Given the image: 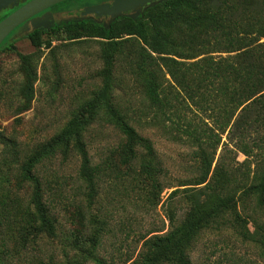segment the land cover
<instances>
[{
	"label": "rangeland",
	"instance_id": "rangeland-1",
	"mask_svg": "<svg viewBox=\"0 0 264 264\" xmlns=\"http://www.w3.org/2000/svg\"><path fill=\"white\" fill-rule=\"evenodd\" d=\"M86 4L60 7L63 15L56 21L78 19ZM51 29H42L39 50L24 36L0 45V264H150L155 258L172 264L160 257L158 240L206 214L215 217L197 235L188 253L191 264H264V212L243 197L228 210L221 208L231 184L220 197L218 190L194 185L202 149L212 160L209 185L222 182L225 172L234 173L237 193L250 182L254 165L235 149L227 131L216 129L210 115L191 106L187 116L204 122L220 142L213 146L216 138L203 135L196 142L175 138L167 122L139 116L145 95L130 62L137 43L115 52L108 64L104 40H68ZM199 51L185 62L228 56ZM18 53L29 56L34 72L27 108ZM122 113L151 142L157 185L141 172V163L149 160L144 150L126 164L119 158ZM75 120L77 133L70 129ZM81 143L97 169L93 191L78 175ZM35 182L55 227L51 237L33 220Z\"/></svg>",
	"mask_w": 264,
	"mask_h": 264
},
{
	"label": "trees",
	"instance_id": "trees-1",
	"mask_svg": "<svg viewBox=\"0 0 264 264\" xmlns=\"http://www.w3.org/2000/svg\"><path fill=\"white\" fill-rule=\"evenodd\" d=\"M83 1L93 0H68L56 7ZM51 30L53 34L62 31L68 40L82 37L104 40L110 50L106 58L108 64L113 63L115 52L119 53L124 47L137 43L130 62L145 95L139 116L158 124L167 122L170 129L180 135L175 138L183 137L196 142L201 135L209 140L215 137V146L220 138L201 120L188 117L187 112H193L192 106L210 115L215 128L226 130L235 149L250 159L254 173L250 182L238 192L237 198L238 190L233 186L234 173L225 172L221 175L222 182L216 179L213 186L209 185L212 160L202 149L199 153L201 173L194 185L205 184L207 189L218 190L220 197L231 184L232 189L227 190L228 196L221 208L227 207L228 210L243 197L252 199L257 210L264 212V55L261 54L264 43H260V39L264 38V0L155 1L136 18L118 16L108 27L88 19H72ZM42 32L35 30L27 36L31 45L38 50L43 46ZM210 45L214 48L208 49ZM195 49H200L199 53L202 54L218 52L228 56L218 59L206 56L196 62H185L200 55ZM17 55L26 78L23 96L27 108L31 100L34 72L29 56ZM247 56L255 59L246 60ZM120 116L117 129L123 135L124 143L119 158L126 164L136 158L138 150H144L149 160L141 163V172L157 185L155 167L151 163L154 156L151 142L126 122L129 118L125 113ZM78 125L79 122L75 120L70 129L77 133ZM78 154L81 158L79 178L93 191L97 169L91 167L82 143ZM176 192L174 190L173 194ZM30 205L39 231L53 236L55 227L42 202V192L37 182ZM213 216L206 214L191 218L182 231L177 229L159 239L160 257L174 264H191L188 253L199 232L211 222ZM161 262L160 258H155L150 264Z\"/></svg>",
	"mask_w": 264,
	"mask_h": 264
},
{
	"label": "water",
	"instance_id": "water-1",
	"mask_svg": "<svg viewBox=\"0 0 264 264\" xmlns=\"http://www.w3.org/2000/svg\"><path fill=\"white\" fill-rule=\"evenodd\" d=\"M19 1L20 0H0V11L7 9L9 5L12 7L16 6ZM65 1L68 0H30L26 2L0 21V45L16 27L47 9ZM155 1L164 0H115L111 4L84 8L78 20H83L88 17L95 23L102 24V19L107 16L112 18L123 16L134 19L139 15L140 8L152 4ZM43 22L44 21L38 18L31 19V30L34 31L40 27H47L48 25L43 24ZM105 26L108 27L109 24L107 23Z\"/></svg>",
	"mask_w": 264,
	"mask_h": 264
},
{
	"label": "flooded vegetation",
	"instance_id": "flooded-vegetation-1",
	"mask_svg": "<svg viewBox=\"0 0 264 264\" xmlns=\"http://www.w3.org/2000/svg\"><path fill=\"white\" fill-rule=\"evenodd\" d=\"M28 1H30V0H26V1H22V0H20L16 6L12 7L11 5H9V6L7 7V9L0 11V21L3 20L5 17H7L8 15H10L13 11H15L16 9H18L19 7H21L22 5H24V4H25L26 2H28ZM113 1H115V0H109V1H107V2H105V1H103V0L87 1L86 6H81V7H80V9H81L80 11H81V13H82V11L84 10V8H88V7H89V8H90V7L92 8V7H96V6H100V5H107V4H111ZM146 6H147V5H145V6H143L142 8L139 9V15L142 14V12H143V10L145 9ZM61 15H63L62 10L60 9V7H56V5H55V6L51 7V8H49V9H47L46 11H44V12H42V13H40V14L34 16L33 18H38V19L44 21L43 24H47V25H49V26H52V28L55 27V26H57V25H60V24L63 23V22H67V21L73 19L71 16H69V17H71L70 19H66V18L64 19V18H61L59 21H58V20L56 21L55 18L60 17ZM33 18H31V19H33ZM115 18H117V17H114V18L109 17V16L104 17V18L102 19V24H103V25H106L107 23L109 24V23H110L111 21H113ZM31 19L28 20V21H26L25 23L21 24L20 26L16 27V28H15V29H14V30H13V31H12V32H11V33H10L5 39H4V41L2 42V44H3V43H6V42H8V41H11V40H13V39H15V38H17V37H22V36H24V37L27 38V36H28L31 32H33V31L31 30V26H30V21H31ZM85 19L92 20V19H90V18H88V17H86ZM85 19H83V20H85ZM92 21H93V20H92ZM43 28H44V27H40L39 29H36V30H42ZM34 31H35V30H34ZM42 31H43V30H42Z\"/></svg>",
	"mask_w": 264,
	"mask_h": 264
}]
</instances>
